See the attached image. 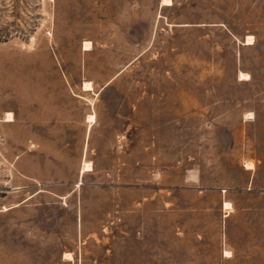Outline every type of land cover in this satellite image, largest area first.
<instances>
[{
    "label": "rangeland",
    "instance_id": "obj_1",
    "mask_svg": "<svg viewBox=\"0 0 264 264\" xmlns=\"http://www.w3.org/2000/svg\"><path fill=\"white\" fill-rule=\"evenodd\" d=\"M165 2L0 0V264H264V0Z\"/></svg>",
    "mask_w": 264,
    "mask_h": 264
},
{
    "label": "bare ground",
    "instance_id": "obj_2",
    "mask_svg": "<svg viewBox=\"0 0 264 264\" xmlns=\"http://www.w3.org/2000/svg\"><path fill=\"white\" fill-rule=\"evenodd\" d=\"M165 1H167V0H163V5L167 4ZM169 4H170V2H169ZM251 39H253V38H251V36H247L246 39H245V43H246V44H250V43H251ZM87 42H88V41H87ZM87 42H84V45H83V49H84V50L89 49V46H88V43H87ZM245 76L247 77V75H246L245 73H242V72H241V73L239 74V78H240V79H245V78H246ZM246 79H247V78H246ZM89 86H90V85H89ZM83 88H84V89H88V88H90V87H88V85L84 83V87H83ZM9 114H10V112H9ZM9 114L6 113V115H5V116H6V117H5L6 119H10L9 116H10L11 114H10V115H9ZM88 117H91V115H89ZM91 119H92V117H91ZM91 121H92V120H91ZM88 165H89L88 162H86V163L84 164V167L87 168ZM87 169H89V168H87ZM226 203H227V202H226ZM224 205H226V204H224ZM227 207H228V206H227ZM226 209H227V208H226ZM67 256H69V254H68ZM225 256H226V255H225ZM70 257H71V256H70Z\"/></svg>",
    "mask_w": 264,
    "mask_h": 264
}]
</instances>
